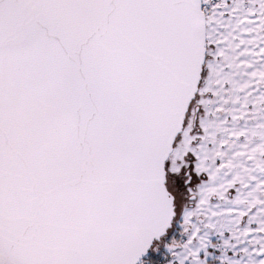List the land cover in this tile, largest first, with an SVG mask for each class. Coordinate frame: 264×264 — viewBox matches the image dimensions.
<instances>
[{"label": "snow or ice", "instance_id": "6c2138e0", "mask_svg": "<svg viewBox=\"0 0 264 264\" xmlns=\"http://www.w3.org/2000/svg\"><path fill=\"white\" fill-rule=\"evenodd\" d=\"M0 264H264V0H0Z\"/></svg>", "mask_w": 264, "mask_h": 264}]
</instances>
